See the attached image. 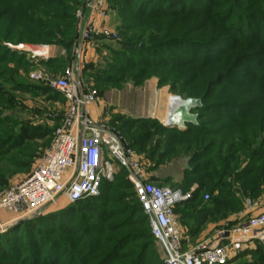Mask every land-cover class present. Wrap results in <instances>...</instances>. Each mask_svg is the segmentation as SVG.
<instances>
[{"label":"rangeland","instance_id":"374dc122","mask_svg":"<svg viewBox=\"0 0 264 264\" xmlns=\"http://www.w3.org/2000/svg\"><path fill=\"white\" fill-rule=\"evenodd\" d=\"M85 1L0 0V193L30 175L64 119V98L31 74L60 77L79 56L74 16ZM107 3L114 34L81 57L94 116L135 146L149 180L196 197L178 210L192 228L264 212V0ZM170 95L202 99L196 126L151 115ZM34 129L49 136L20 138ZM117 183L68 216L66 198L48 205L30 235L32 218L0 209V264H166L133 190ZM226 264H264V240Z\"/></svg>","mask_w":264,"mask_h":264},{"label":"built area","instance_id":"2783aa9c","mask_svg":"<svg viewBox=\"0 0 264 264\" xmlns=\"http://www.w3.org/2000/svg\"><path fill=\"white\" fill-rule=\"evenodd\" d=\"M76 18L79 39L75 49L80 53L77 60H72L57 78L41 72L31 74L34 80L46 82L64 97V119L30 175L0 193V209L15 213L19 219L34 218L60 198L75 203L98 196L102 185L113 181L124 168L164 251L166 264H226L232 250L248 242L263 241L261 212L243 223L223 226L190 249L184 248L183 227L175 209L191 193L149 180L136 150L107 124L106 117L93 114L97 96L83 79L81 57L83 52L89 53L95 39L114 34L108 24L107 0H86ZM209 198L206 194L205 199Z\"/></svg>","mask_w":264,"mask_h":264},{"label":"trees","instance_id":"16d2710c","mask_svg":"<svg viewBox=\"0 0 264 264\" xmlns=\"http://www.w3.org/2000/svg\"><path fill=\"white\" fill-rule=\"evenodd\" d=\"M84 5V3L81 5V6H79V9L82 7ZM74 20H75V27H76V29H78L77 28V18H76V15L74 16ZM73 41H71L70 40V43H67L66 44V47L67 48H71V46H72V43ZM89 66V65H88ZM83 70H84V67H83ZM83 75V74H82ZM58 94H60V93H58ZM61 95V94H60ZM62 96V95H61ZM63 97V96H62ZM64 98V97H63ZM65 100V99H64ZM201 108H198L197 110H200ZM200 118V117H199ZM161 121V120H160ZM187 125H190V126H196V125H192V124H187ZM186 125V126H187ZM185 126V127H186ZM176 127H178V126H176ZM39 129H34V131H32V132H30V133H28V131L27 130H24V131H22V133H21V135H20V138L21 139H23V138H27V139H30V140H37V139H43V138H46V137H48L49 136V131H43V132H39L38 131ZM53 135V134H52ZM51 138L52 137H50V141H51ZM49 144H50V142H49ZM48 144V145H49ZM48 145H47V147H48ZM130 145V144H129ZM133 149H135L136 150V148H135V146H133V145H130ZM262 160V159H261ZM113 181H117L118 183H117V186L119 187V188H123V189H127V190H133V192H134V194H135V196H136V198H137V200H138V203H139V205H140V207H141V212H142V215H143V218H144V222H145V226L148 228V230L150 231V233H151V236H152V238L153 239H155V237H154V235H153V233H152V230H151V227H150V224H149V222H148V219H147V217H146V215H145V213H144V210H143V207H142V204L140 203V201H139V199H138V197H137V195H136V193H135V190H134V187H133V184H132V182L130 181V179H129V177H128V171L126 170V169H121L120 171H119V173L115 176V178H114V180ZM152 181V180H151ZM154 182V181H153ZM156 183V182H155ZM110 184H112V181H110V182H105L103 185H102V189H104V188H106L108 185H110ZM158 184H160V183H158ZM161 185H163V184H161ZM180 188H182V187H180ZM183 190H185L184 188H182ZM186 191V190H185ZM198 193V191H195V196H196V194ZM97 197L98 196H95V197H90V198H86V199H83V200H80V201H78V202H75V203H69V206H67V216L69 215V211H72L73 209H76V207H78V206H80L82 203H84V201H90V200H93V199H97ZM205 197V196H204ZM196 200V197H194L193 199H190V200H187V201H184V202H182V203H180V204H178L177 205V207H176V209H175V211H176V213H177V215L179 216L180 214H179V207L181 206V205H183V204H185L186 202H192V201H195ZM220 206V208L221 209H224L225 208V206H222V205H219ZM65 214H64V218H66L67 217ZM180 218V221L181 222H183L184 224H186V225H188L189 227H191L190 225L192 224L191 223V216H188L186 213H183L182 214V217L181 216H179ZM39 216H37V218L36 217H34V218H32V219H30V220H32V221H26V223H25V226H26V230H27V234H33V232H34V230H35V224H34V222L36 221V220H39ZM64 218H61V220H63ZM213 220H215V219H213ZM34 221V222H33ZM198 225H203L202 223L201 224H198ZM192 228V227H191ZM194 228H200V227H194ZM156 240V239H155Z\"/></svg>","mask_w":264,"mask_h":264},{"label":"crops","instance_id":"0c3cea01","mask_svg":"<svg viewBox=\"0 0 264 264\" xmlns=\"http://www.w3.org/2000/svg\"><path fill=\"white\" fill-rule=\"evenodd\" d=\"M238 218H240L239 214L233 215L230 217L229 221L236 222ZM224 223H225L224 221H221V222L208 221L204 225H202L200 228L196 229V228H191L188 225L181 222V225L183 227L184 248L190 249L193 246H195L198 242L210 237L217 230L222 228Z\"/></svg>","mask_w":264,"mask_h":264},{"label":"water","instance_id":"95a60500","mask_svg":"<svg viewBox=\"0 0 264 264\" xmlns=\"http://www.w3.org/2000/svg\"><path fill=\"white\" fill-rule=\"evenodd\" d=\"M180 99V98H179ZM181 103L178 104L170 111V121L173 124H178V127L182 129L187 124L197 125L199 115L194 113V109L201 108L203 106L201 98H186L180 99ZM175 120L176 123H175Z\"/></svg>","mask_w":264,"mask_h":264},{"label":"bare ground","instance_id":"6f19581e","mask_svg":"<svg viewBox=\"0 0 264 264\" xmlns=\"http://www.w3.org/2000/svg\"><path fill=\"white\" fill-rule=\"evenodd\" d=\"M38 52H40L44 57L45 56H47V54H48V51H47V49H45V48H39L38 49ZM39 53V54H40ZM164 98V97H163ZM164 100V99H163ZM181 103V100L178 98V97H173V96H168L167 97V102H166V108L164 109V110H154L152 113H151V115L152 116H155V117H157V118H159V120H161L163 123H164V125H166V126H178V124L176 123V121L177 120H175V123L176 124H173L171 121H170V111L174 108V107H176L178 104H180ZM159 104V103H158ZM158 106V105H157ZM151 109V108H150ZM149 109V110H150ZM155 109V108H154ZM151 111H152V109H151ZM150 115V116H151ZM186 126V125H185ZM184 126V127H185ZM183 128V127H182Z\"/></svg>","mask_w":264,"mask_h":264}]
</instances>
